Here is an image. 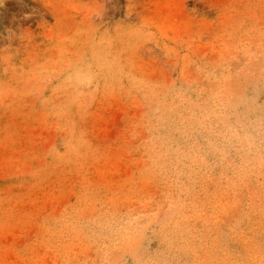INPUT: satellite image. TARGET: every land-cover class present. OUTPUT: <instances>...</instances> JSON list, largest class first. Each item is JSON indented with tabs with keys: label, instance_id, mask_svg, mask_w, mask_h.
<instances>
[{
	"label": "rangeland",
	"instance_id": "1",
	"mask_svg": "<svg viewBox=\"0 0 264 264\" xmlns=\"http://www.w3.org/2000/svg\"><path fill=\"white\" fill-rule=\"evenodd\" d=\"M0 264H264V0H1Z\"/></svg>",
	"mask_w": 264,
	"mask_h": 264
},
{
	"label": "bare ground",
	"instance_id": "2",
	"mask_svg": "<svg viewBox=\"0 0 264 264\" xmlns=\"http://www.w3.org/2000/svg\"><path fill=\"white\" fill-rule=\"evenodd\" d=\"M0 15H1V0H0Z\"/></svg>",
	"mask_w": 264,
	"mask_h": 264
}]
</instances>
